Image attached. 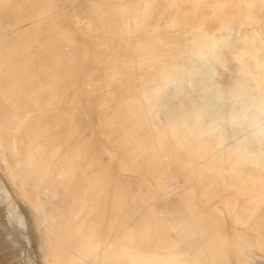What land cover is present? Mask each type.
<instances>
[{
    "label": "rangeland",
    "instance_id": "1",
    "mask_svg": "<svg viewBox=\"0 0 264 264\" xmlns=\"http://www.w3.org/2000/svg\"><path fill=\"white\" fill-rule=\"evenodd\" d=\"M40 1H41V3L43 5L40 3ZM79 1L77 0L78 6L76 7V4H75L76 0H72V1L71 0H69V1L68 0H66V1L65 0H63V1L62 0H59V1L58 0H49V1L48 0H33V1L32 0L31 1L30 0H25V1H22V0H19V1L18 0H0V15L2 16V17H0V20H1V22H3V23L0 22V26L3 25L2 27H0V30H1L0 35H3L5 37L8 36L7 38H8V40L10 38V43L13 41V43H11V45H10L11 47L14 46V43H15V46H17L16 47L17 51L14 53V57L17 60V65L19 67H21V68L17 67L18 68L17 69V74H19V75L21 74V76L23 75V79H25V80L28 79V78H31V83L32 82L37 83V82L42 81V84L45 82L44 84H47L48 86H50L52 84L55 86L53 88L56 91L53 92V90H52V94H51V100H52L51 107L52 108L50 107V109L48 111V114L46 112L43 115L44 122L51 118L50 120L47 121V132L50 135L51 134L53 135V133L55 131L54 134L57 133L56 135H58V133H59L60 136H61V133H62L61 137L63 138V136H64V140H66L65 143L68 145L67 147L65 146V149H67L69 147L81 146V145L85 146V148H86L85 149V155L81 159L82 161L80 160L81 166L82 167L85 166V167L82 168L80 166L81 167V168H79L80 171H81L80 174H79V170H78V177L79 178L76 179V183L74 182L77 186L82 184V186H83V187L81 186L82 190L80 188H78V191L80 189V191H79L80 193L76 190L77 187L75 186V188H73V192H68L70 194H69V196H67L68 193H63V192H65L64 191V188L66 187L65 184L64 183L62 184V187H63L62 188L56 182L55 185H54L55 187L51 188L50 193L45 194L47 196H43V197H45V198H43V201H45V203L47 204L46 205L44 202H42V196H41L40 189L35 190L33 188V186L31 185V183H29L28 181L25 180V177L21 174L19 166H17V162L16 161H15V163H16L15 165L16 166L14 165V159L10 155L9 148L8 147L7 148L3 147L2 144H1L2 142L0 140V264H48V254L50 253V251L52 249V240L50 239V237L46 233L45 227L48 225L49 222L50 223L52 222V219H50V218L49 219H45L44 218L43 221H42V217L40 216L41 215L40 212H42V211H38V210L34 209L30 202H28L25 199H23V196H28L31 199L32 202L41 204V206L43 207V211L44 212H47V211H49L50 213L52 212L51 214H53L55 216H58L59 219H60V217H62L63 219L66 220V216H67V219H68V216H69L68 214L71 211L74 212L75 211L74 209H76L77 215L81 214V216L80 215L77 216V218L79 220V222H78L79 224L77 223L78 225L77 224H72L73 225L72 226L71 223H68V224L65 223L66 225L64 224V226H63V230L65 229L66 232H68V233L70 232L71 234H73L74 238L72 239L71 242L68 243V245L66 247V250L64 251L63 260H62L61 264H76V263H70L69 262L70 258L68 257V249H74V247L76 248L78 246V244L80 243V239L84 237V233H83L84 232V227H82L83 226L82 222H85L86 223L85 225H89V223H90L89 221H91V223L96 221V223L99 224V226H100L99 234L100 235L104 234V237H106L108 235H111V236L115 237V239L117 238V241L118 240L120 241V242L118 241V243H117V242H115L116 240L114 241L112 239L113 241H110V243L108 242V244L110 245L108 247L111 248V251H108V253L106 255V258L109 259V260H112V261L115 260V258L120 254L121 249L130 248V247H133V248L136 247L137 248V247H143V246H144V248L147 247V249H149V254L151 256L155 257V258H157V256L159 255L160 248L162 246L165 247V248L168 247V249L170 250L171 253H175L176 256H184L186 258V262L184 261L183 264H211V263L219 264V261L222 262V264H226L223 261L226 257H227L226 259L230 258L228 260L225 259L226 260L225 262L229 261V263H227V264H230L231 261H232L231 264L232 263L233 264L234 263L235 264H245V263L246 264H253V263H251L252 261H251L250 257H252V256H260V257L264 258V251H263L264 250V235L261 234V232L264 233V226H262V224L264 223V206L262 205L263 206L262 207L261 205H257L256 203H254V204L253 203H248L246 198H248L249 192H247V191H244V192L243 191H241V192L238 191L237 192L234 187H231L229 189L230 191L226 189V187H227V183L226 182H227V180L229 178H231V179L232 178L233 179L234 178H236V179L239 178L238 176H236L235 171H233V169L231 167H226L225 168V170H224L225 177L224 178H221L219 176H211L209 178H206L204 181L202 180L203 181V184H202V181L198 182V180H197V179H199L198 177H200L202 174L208 173L211 170V165L209 163L207 165L206 161H198V162H196L195 166H196V169L198 171V173L196 174L197 176L195 177V178H197L196 179L197 182H196V181H194L195 179L192 177V175L188 171L183 170L181 168L180 163L179 164L178 163H175V164L174 163H170L167 166H162V164L165 163L167 160H169L170 157H171L169 152H167L165 150L161 151V155H162L161 158H157V157L154 156V158L152 159V162H148L146 160L144 161V159L142 157L148 150L153 149L155 151H158V149L152 145L151 139H152L154 133L162 135L164 133V131H165V124L168 123V121L170 122V120L172 118L171 117H166L164 119L162 118L163 119L162 120L163 121L162 124H159L158 122H156L154 120L152 122H150L146 126H144V123L141 122V120H138L137 122L132 124L133 122L131 120H133L134 118L139 117L140 115H139V113L137 111L134 110L135 107H138L136 102L135 101L132 102L130 100V98L132 97L131 88H133V86L131 84V80L129 81L128 79H126L127 75H124V74H126V70L122 69V66L127 64L130 67V69L133 70V72L136 74V77H138V78L140 76H142V75L154 74L155 79H157L159 82H162L163 76L160 74V72L162 70V67L164 65H166V64H169V62H171V58H173L174 56L177 55V52H175L174 50L169 51L167 49H164V48L162 49L161 48L158 51L157 50L156 51L153 50L151 56L146 61H142L141 56H138V55H134L132 60L128 59L127 57H124V55H129L130 54V52H131L130 49H131V47H133L135 45L134 43H135V41L137 42V39L141 38L139 40L145 41L146 38L149 35H148V32L145 33V31H142V32H140V35L142 37L138 33L135 37H130V38L125 37V39H124L123 38L124 35H123V33H121L123 30H122V28H121V30L119 29L121 27V26H119V22H120L119 21V17H120L121 20H123L124 22H127V23H128V20H130V19H132V20L138 19L139 15L141 14V11H142L141 10V5L144 2H142V0H138V1L137 0H131V1L116 0L119 3L116 2L117 3V4L115 3L116 6H112L113 2L110 3L109 1H106V0H100V1L98 0L99 2L102 1V3L96 2L97 0H87V1L81 0V2L83 1V3L80 2V5H79ZM88 1H89V3H88ZM15 2L17 3L16 8H14L15 5H16ZM18 2H19L20 6H18ZM68 2L69 3L72 2L71 7H72V5L75 4L74 8L73 7L72 8L69 7L68 6L69 5ZM6 3H7V5H6ZM48 3L54 4V5H50ZM57 3H59V4H57ZM67 3H68V5H67ZM109 3L111 5H109ZM206 3H208V2H206ZM209 3H211V2H209ZM46 4H48V5L45 7ZM81 4L82 5L84 4V6L82 7ZM86 4L88 6H86ZM29 5H30V7H29ZM65 5H67V7H69V8H71V10L70 9L68 10V8H67L66 11H65V8H66ZM184 5H186V4H184ZM21 6L24 7V8H22V11L20 10ZM25 6H26V8H25ZM89 6H91V7H89ZM106 6L109 7V10H111L112 13H110L111 11H107V9H106L107 7ZM33 7L35 9H33ZM52 7L55 9V11H54V9ZM110 7H112V8L110 9ZM12 8H14V9H12ZM42 8H44V9L42 10ZM86 8H88V9H86ZM100 8H101V10L103 9L102 12H101ZM5 9H6L7 12H5ZM84 9H85V11L87 13L84 11ZM112 9H114V10H112ZM17 10H18V14H16ZM57 10L60 12V14H58L59 12L57 13ZM61 10H64L63 11L64 14L62 13ZM82 10H83V12H82ZM263 10H264V8H258L257 12L260 11V13H262V12L264 13ZM8 11H10V13L12 12V14L10 15V13ZM27 11L29 13L30 12L31 13L29 14ZM68 11H69V13H68ZM114 11H116L117 13L114 12ZM70 12H72V13H70ZM24 13L26 14V16H25ZM51 13L53 14V16H52ZM65 13L67 14V17H66ZM79 13H81V14H79ZM83 13H86V14H83ZM93 13L94 14L96 13V14L94 15ZM48 14L49 15L51 14V15L48 16ZM91 14H93L94 17ZM9 15H10V17H9ZM13 15H15V16H13ZM16 15H18V17L20 19L16 18ZM57 15H59V16H57ZM28 16L30 17V19H29ZM44 16H48L49 19L47 18V20H45L46 17H44ZM3 17H4V19H6V17L9 18L10 20H12V22L9 19L4 20ZM13 17H14V20H13ZM88 17H89V19H88ZM55 18H56L57 21L55 20ZM68 18L71 19L72 21L71 20L69 21ZM117 18H118V21H117ZM39 19H40V22H38ZM65 19L68 22H66ZM109 20H110V22H108ZM5 21L8 22V23H6ZM27 21H28V24H30L29 26L27 24ZM34 21H36V22H34ZM4 22L6 24H4ZM58 22H60V23H58ZM10 23L14 24V25H12L14 27H12L10 25ZM68 23H70V24H68ZM7 24H9L12 27V29L10 30L11 32L8 30L11 27H9V25H7ZM35 24H37L36 28H35ZM46 24H47V26H46ZM50 24H52V26ZM64 24H66V26H67L66 28H64L65 27ZM4 25H5V27H4ZM21 26L24 27V28L21 29L20 28ZM25 26L27 28H25ZM81 26H83V28H85V29H83ZM33 27L35 28V30H34ZM75 27H76V29H75ZM53 28L54 29L56 28V30H54ZM4 29H6V30H4ZM29 29H30V31H29ZM65 29H67V30H65ZM71 29H73V31H71ZM94 29H96V30H94ZM15 30L18 31V32H16ZM42 30H44L45 32L43 31V33H42ZM50 30H52L51 33L49 32ZM99 30H101V31H99ZM115 30L116 31L118 30V31L116 32ZM63 31H66V32H63ZM69 31H70V33H69ZM113 31H114V33H113ZM119 31H120V33H119ZM20 32H23L24 34L21 36ZM53 32H55L54 34H57V35H54ZM79 33H81V34H79ZM143 33H145V40H144ZM25 34H26V36L28 38H26ZM33 34H36V35L33 36ZM11 35L14 36L12 41H11V38H12ZM15 35H17V36H15ZM155 35H157V33H155ZM35 36H36V38H35ZM49 36H51L52 38L49 37ZM79 36L80 37L82 36L83 39L81 40V38ZM22 37H24V38H22ZM32 37H33V39H32ZM41 37H43V38H41ZM119 37H121V38H119ZM14 38H15V40H14ZM29 38L31 39V41H30ZM79 38L81 40L79 42L80 44H81V42L84 44L86 41H87V43H85L84 45L82 44V46L79 43H77L79 46L76 43L75 44L73 43V45L77 46V48L75 46L71 45L72 42H73L72 40H74V41L77 40V42H78ZM86 38H87V40H86ZM47 39H49L50 41L47 40ZM63 40H64V42H68V43L62 42ZM66 40H68V41H66ZM107 40H110V41H108V42H110L109 44H108V42H106ZM115 40L118 41V42L115 43ZM60 41L62 43H64V44L62 45V43H60ZM127 41H128V43L125 44V42H127ZM58 42L60 44H58ZM70 42H71V44H70ZM95 42H96L97 46L95 45ZM113 42L116 45L113 44ZM21 43H25L24 46L20 45ZM45 43H48V44L45 45ZM89 43H91V44H89ZM121 43L123 45H125V46H122ZM28 44H29V46H28ZM87 44H88V46H87ZM33 45H34V48H32ZM57 45L58 46L60 45V48L57 47ZM89 45L92 48V50H90L91 53L89 52V48H90ZM25 46H27V47L24 48ZM116 46H117V48H116ZM126 46H128V49L126 48ZM35 47H37V48H35ZM16 48H15V50H16ZM22 48L24 50H22ZM27 48H29V51H28ZM41 49L44 52V53L42 52V54H41ZM66 49H68L69 51L66 50ZM76 49H77L76 52H78V53H75L74 50H76ZM93 49H94V51H93ZM55 50H57V51H55ZM115 50H117V51H115ZM119 50H120V52H119ZM37 51H38V53H37ZM48 51H50L51 54ZM168 51H169V53H168ZM23 52H24L23 55H20V56L18 55V59H19L18 60L17 59V54H22ZM92 53H93V55H92ZM109 53H111V55H109ZM30 54H32V56ZM36 54L37 55L40 54L39 58H36V57H38ZM44 54H45V56H44ZM48 54H50V56ZM66 54L69 56V59H67L68 56H66ZM77 54H78V57H76ZM90 55H92V58H91ZM106 55H107V57H106ZM21 56H23V57H21ZM30 57L31 58L34 57L33 59L35 61L33 59H31ZM53 58L54 59L56 58V59L54 60ZM104 58L105 59L108 58V59L105 60ZM256 58L258 60H264V52L258 53L256 55ZM88 59H89V61L87 63ZM47 60H49V61L51 60V61L49 62ZM28 61L29 62L31 61L30 63L32 65ZM18 62H20L19 63L20 65L18 64ZM58 62L60 64V66H59ZM249 62H250L249 60H246L244 65H243L244 66L243 69L241 71H239V72L238 71L235 72L234 68L231 69L232 73L224 72V76L226 78H228V80L226 82H224V83H220L219 81H217L215 79L212 82V84H210L206 88H202V89L186 88L181 93L180 97L176 100V106H178L179 111L181 113H184V114H188V113H191V112H194V113H197V114H202L203 112L208 110V114H215L216 112L220 111L222 108L226 107V108H232L233 112H235L236 114H242V112H245L246 110H248L250 108L251 109L252 108H260V109L264 108V89H263V86L260 87L253 80L254 72H253L251 66L249 65ZM49 63H50V65H49ZM67 63H70L69 64L70 66ZM107 63H109V64H107ZM23 64H25V65H23ZM46 64L49 65V66H47ZM86 65H87L88 68L86 67ZM96 65H97V67H96ZM29 66H30V68H29ZM68 66H69V68H68ZM89 66H90V69H89ZM100 66H102V67H100ZM24 67L27 68L26 69V73H27L28 68H29V73L25 74V72H24L25 70L22 71V68L25 69ZM70 67H71V69H73V67L75 68V69H73V72L70 69ZM44 68L47 69V71ZM59 68L61 70H59ZM62 68H63V70H62ZM35 69H36V71H35ZM54 71H56L55 74H58L57 76H55ZM57 71L60 72V73H57ZM62 72H63V74H66L65 76H67V77H65L62 74ZM66 72H69V74L66 73ZM70 72L73 73V75L70 74ZM74 72H76V73H74ZM81 72H82V74H81ZM75 74H77V76ZM52 75H53V77H52ZM61 75H63V77H65L64 80H63V77ZM71 75L75 79L72 78ZM31 76L32 77L34 76V77H37V78H34V77L32 78ZM67 78H68V80H67ZM82 78L86 81V83H84L85 81ZM92 78H94L95 80L92 79ZM88 79H92L94 81L88 80ZM100 79H102V81ZM78 81H80V82H78ZM125 81H126V83H125ZM55 82H56V84H55ZM118 82H120V84L122 83L121 86H120V84H118ZM93 83H94V85H92ZM112 83H113V85H112ZM127 83L129 85H127ZM28 85L29 86L27 87V84H26L25 87L26 88H30L31 84L28 83ZM57 85H58V87H56ZM78 86H79V88H78ZM85 86H86V88H85ZM66 87H68L69 89L68 88L66 89ZM115 88L119 89V91L118 90L116 91ZM75 89H76V91L78 93L79 92L80 93L78 94L75 91ZM84 89H85V91H82ZM70 90H71V92H70ZM210 90H215V91H217L219 93V96H218L219 97L218 98L219 101L217 102V107L216 108H211V106H210L211 101L205 99V97H206L205 95L209 94L208 91H210ZM72 92H73V94H69V93H72ZM114 92H116L117 94L114 93ZM56 93H58V95ZM61 93H62V95H63V93H64V95L65 94L67 95L66 96L67 102H66V98H64L63 97L64 95L62 96ZM113 94H115V96ZM56 95H57V98H56ZM78 95H79V97H78ZM119 97H123L122 100H124V101L122 102V100L119 99ZM124 97L127 98V99H125ZM55 98H56V100H55ZM80 98L82 99V101L85 99V101H83V103L84 102L87 103V104L85 103L86 105H84V107H82L83 104H81V102L79 103V101L81 100ZM57 100H58V102H57ZM69 100H70V102H69ZM118 100H120V101H118ZM89 103L92 104V106ZM93 103H94V105H93ZM128 103H130V104H128ZM79 104H81V105H79ZM116 105H119V109L121 108L120 110L123 111V112H120V110L117 109L118 107ZM85 106H86V108H85ZM87 107L90 108V109H87ZM112 108H113V111H112ZM85 109L87 111L89 110L87 114H86L87 111ZM93 109L96 110V111L94 110L95 114L93 113ZM124 110H125V112H124ZM114 111H115V115H114ZM116 111H118V112H116ZM91 113L93 114V116H92ZM5 114H6L5 110L3 109L2 105L0 104V117L5 115ZM46 114L48 115V117H47ZM45 115H46V117H45ZM90 115H91L92 119H90ZM94 115H96V117ZM82 116L83 117L85 116V117L83 118ZM88 116H89V121H88ZM238 116L239 115H237L236 118H238ZM94 117L96 118V120H95ZM114 117H115V119L113 120L112 118H114ZM45 118H46V120H45ZM57 118H59V119H57ZM76 118L77 119L79 118L80 121L77 120ZM83 119H85V120H83ZM86 119H87V121H86ZM93 119H94V121H93ZM64 120L67 123L64 122ZM204 120H205L204 122H197L196 126H200L203 129H207L211 125L217 123L220 119H218V118H210L208 120H206V119H204ZM128 121H130V122H128ZM139 121H140V123H138ZM51 122H53V123L51 124ZM60 122H61V124H60ZM88 122H91V123H89L90 126L88 125V128H86L85 125H87ZM95 122L97 123L98 126H95L96 124L93 125V123H95ZM108 122L110 124L112 123L113 125L112 124L109 125ZM125 124H127V125L125 126ZM130 124H132L134 126H132V128H131V126H129ZM106 125L107 126L109 125L110 127H113V128H110L109 126L107 128ZM68 126L71 127V128L74 126V128L72 129L73 133H74L75 129L77 128L76 131H75L76 134L75 133L72 134L71 133L72 130H70L71 128L67 129ZM93 127H95V129L98 127L96 129L97 133L95 132L96 130ZM99 127H100V131H98ZM101 127L103 128V131L105 130L104 132H102V135H101V131H102ZM68 130H69V132H68ZM117 131H119V132H117ZM80 132L82 134H80V136H78ZM92 132H95L96 134H94ZM99 132H100V135H99ZM89 133L91 134V135H89L90 137L88 136ZM115 133H116V135H115ZM85 135H86V137H85ZM96 136H97L96 139H98L97 142H96V139H95ZM109 137H110V139H109ZM100 138H101V141H99ZM102 138L104 139V142L105 141L109 142V143L106 142L107 144H109V147L112 146L110 149H112V148L115 149L116 148L115 150L113 149V151L114 152H119L120 156H119L118 153L117 154L114 153L109 148L107 149L106 147H108V146L105 145L106 143L103 144L104 142H102V140H103ZM116 138H117V140H119V142H117ZM76 139H77V141L75 142ZM114 140H116V141H114ZM93 141H95V142H93ZM96 143H97V145H95ZM100 143L105 145V146L103 147V145H100ZM110 143H111V145H110ZM126 143H129V145L126 144ZM98 144L100 145V147H99ZM89 145H90L91 148L89 147ZM119 146L121 147V149H120ZM130 146H131V148H130ZM95 147H97V148H95ZM101 147H102V149H101ZM92 148H93V151H94L93 154H92V150H91ZM123 148H126L128 151H125L126 149H123ZM94 149L96 150V152H95ZM100 150L104 153V155L107 158H105L104 155H102V152ZM138 151H139V153H138ZM90 155H92V156H90ZM127 155H129L130 158ZM8 156H9V158L10 157L11 158L9 159ZM93 157H95V158L93 159ZM120 158L123 159L124 162L121 161ZM126 158H128V159H126ZM131 158H132V160H131ZM141 158H142V161H141ZM117 159H119V164H118V161L116 162ZM129 159H130V161H129ZM11 160H13V161L11 162ZM91 160H92V162H91ZM107 160H109V161H107ZM87 161L91 162V163L88 164ZM85 162L87 163V165L85 164ZM105 162L107 163L106 166H105ZM139 162H142V163H139ZM172 162H174V161H172ZM116 163H117V166L115 165ZM204 163H205V165H204ZM113 164H114V166H113ZM149 164H151V165H149ZM137 165H138V167H137ZM86 166H88L89 168L88 167L86 168ZM144 166H146V167H144ZM92 167H93V169H92ZM99 167H100V169H99ZM115 167H116V169H115ZM113 169H114L115 172H117V171L118 172L121 171V172H119V173L117 172V173L114 174ZM165 169L167 171H165ZM110 170H112L113 173ZM175 170H176L177 174H176ZM106 171H108V173L111 172L108 175L106 180H104V181L96 180L98 175H100V174H102L103 172H106ZM82 172H85V173L81 175ZM91 172H92V174H90ZM144 172L147 173V174L145 175ZM155 174H158L159 176L154 177V176H156ZM169 174H170V176H169ZM142 175H145V176H142ZM176 175L177 176L181 175L182 177L180 176L181 177L180 178L179 176L177 177ZM120 176L125 178V179L123 180V178H122L123 181L119 180ZM125 176H127V178ZM146 176L148 177V179L144 178ZM168 177H170L169 178L170 180L168 179ZM174 177H175V179L177 181H175ZM191 177L193 178V180H192ZM110 178H112V180ZM113 178L117 179V180H115V182H113ZM128 178H131V180L128 179ZM149 178H150V180L151 179H153V180L155 179V180L150 183V182H148V181H150ZM82 179H83V181H82ZM127 179H128L129 182L127 181ZM139 179L142 182V184H141L140 181H137L139 183V185H140V186L138 185V187H137L136 185L138 183L136 182V180H139ZM141 179L144 180V181H142ZM183 180H184V182H183ZM206 180L208 181L207 183L209 185L211 184L210 186H207L208 184L206 183ZM132 181H133V183L131 184ZM166 182H168V184L169 183L172 184L173 182H176V183H173L172 185H170V184L168 185ZM186 182L188 184H186ZM100 183H104L107 186V188L105 190V193L101 194V196H98L99 194H97V195L96 194H90L91 196L89 194H87L89 192L88 190L92 191L94 186L96 184H100ZM127 183H128V185L131 184L129 186L130 188L128 187ZM56 184L60 187V188L58 187L59 190H61L63 192H61L59 190L55 191V188L58 189ZM148 184H150V185H148ZM195 184L196 185H198V184L200 185V187L198 185V187H199L198 189L199 190L197 189V192L199 193V195H197V196L200 197L201 199L200 198L198 199L197 196H195L197 194L196 185ZM86 185H88V186H86ZM114 185H116L114 187V188H116V191L117 190H121L120 193L118 191H117V193L113 192V191H115V189L113 188ZM173 185H175V186H173ZM184 185H185V187H184ZM126 186H127V189H126ZM133 186H134V188H133ZM145 186H146L148 191L145 190L146 189ZM187 186H188V188H187ZM212 186H213V188H212ZM215 186H216V188H215ZM155 187H157V188H155ZM181 187H183V188H181ZM204 187L209 190L208 193H206V194L203 193V192H205L207 190V189L205 190ZM184 188H187V189H184ZM222 188H224L225 190H222ZM74 189H75V191H77L76 194L74 192ZM130 189H131V191H130ZM194 189H195V191H194ZM85 190H87V191H85ZM110 190H112V191L110 192ZM156 190H159V191H156ZM183 190L186 193L185 192L183 193ZM124 191L125 192L128 191V193L127 192L125 193ZM181 191H182V194H181ZM135 192H138V193H135ZM143 192H144V194H143ZM200 192H202V193H200ZM210 192H212V193H210ZM222 192H223V194H221ZM225 192L227 193V195L225 194ZM230 192L232 194H230ZM71 193H73V194H71ZM78 193H79V195H78ZM5 194H6V196H5ZM38 194H39V197H38ZM86 195H89L88 197H90V198H95L94 195H96V198H99L97 200V202L95 203V204H98V205H94L95 208L92 207L93 209H91L89 207L90 203L86 202V200H85ZM178 195H180V196H178ZM64 196H67L68 198L67 197L65 198ZM190 196H191V198H190ZM235 196H237V197H235ZM180 197H182V199ZM71 198H72V200H70ZM186 198L188 200H186ZM80 199L83 201V203L85 205L83 203L77 202V200H80ZM102 199H103V201H106L105 202L106 204L104 202H102ZM239 199H241V200H239ZM60 200H61V203H60ZM120 200H122V201H120ZM136 200H138V201H136ZM154 200H156V201H154ZM159 200H162V201L160 202ZM163 200H165V201H163ZM204 200H205V202H204ZM242 200H244V201H242ZM52 201H53V203H52ZM99 201L102 202V204ZM239 201H240V203L243 206L239 203ZM181 202H182V204H181ZM187 202H188L189 205L187 204ZM196 202L198 203L197 205H196ZM214 202H215V205H214ZM183 203H184V206H183ZM185 203L187 204L186 207H185ZM199 203L200 204H204V205H200ZM64 204H66V205H64ZM82 204H83V206H82ZM150 204L153 205V206H151L152 209L150 207H148V206H150ZM246 204H248V205L244 206ZM145 205L147 206V209H146ZM165 205H166V207H165ZM177 205H178V207H177ZM198 205L201 207L200 208L201 210L197 209V208H199ZM207 205L213 206L214 209L211 206L209 207ZM9 206L14 208V209H16V210H18V213H20V216L24 220L25 228L23 227V225L20 222H18L17 215L14 214L13 211H11ZM47 206H48L49 210H48ZM65 206L66 207L69 206V207L66 208ZM196 206H198V207H196ZM63 207H65V209L67 211L66 210L64 211V209H62ZM167 207H170V208L167 209ZM204 207H205V209H204ZM58 208L60 209L61 213L59 212ZM185 208H186V210H185ZM52 209H54V210H52ZM86 209H90V210H86ZM202 209L205 211V215L203 214L204 211ZM261 209L263 210L262 211L263 214L260 212ZM85 210H86V212H85ZM206 210H208V211H206ZM236 210H238V211H236ZM57 211L59 212L58 213L59 215L57 214ZM151 211H153V212H151ZM259 212L261 213V216H263V217L260 216ZM63 213H65V215L66 214L67 215L65 216ZM152 213H154V214H152ZM185 213L188 214V215H186ZM207 213L209 215H207ZM225 213L227 215L228 214H231V215L227 216ZM82 214H83V216H82ZM210 214H212V215L210 216ZM213 214H214L215 220H213V222H212V219H214L212 217ZM99 215H101L102 217L99 216ZM232 215H233V217H232ZM183 216H185V218ZM194 216H196L198 218H196ZM200 216L201 217L203 216V219H201L199 221V217ZM208 216L210 217V220H208V218H209ZM188 217H190V218H188ZM191 217H193V218H191ZM219 217L220 218L222 217V218L220 219ZM244 217H245V219H244ZM95 218H96V220H95ZM101 218H102V220H104V219L105 220L102 221ZM216 218H217V221L219 219V220H221V222L222 221H227V222H225V223L222 222L223 225L222 224L220 225V223H219L220 221L216 222ZM112 219H113V221H112ZM186 219H188L189 221L186 220ZM191 219H193L194 221L191 220ZM205 219H207L209 222H206L207 220H205ZM255 219H257V220H255ZM230 220H233L232 223L236 227L233 226V224H232V226H230L231 225ZM115 221H117L116 222L117 224H115ZM210 221L216 227L217 226L219 227V225H220L219 229H217L218 228L217 227L216 230H215L214 226L212 225V223ZM254 221H255V223H254ZM228 222H230V223L228 224ZM252 222L254 223V225L252 224ZM112 223H114L115 225H113ZM132 223H133V225H132ZM182 223L185 225V227H183L184 225ZM204 223H205V225H204ZM207 223H210V224H207ZM225 224H228V225H225ZM102 225H103V227H102ZM153 225H154V227H153ZM190 225L192 227L194 226V228H196V230H193L190 227ZM209 225H212L213 227H211ZM260 225H261V227H260ZM187 226H188V228L190 227L191 229H188ZM197 226L198 227L200 226V227L198 228ZM255 226H256V228H255ZM182 227L188 229L187 235L183 238V241L186 242L188 247L185 246L186 244H185V242L182 241V237L177 236V235H179V233H181V230H182L181 228ZM204 227L208 228V229H205ZM231 227H235V229L231 228ZM247 227H248V229H246ZM70 228H71L72 232L70 231ZM108 228L109 229H113V231L109 230ZM203 228L205 229V231H203L204 230ZM222 228H224V229L222 230ZM249 228H250V230H249ZM209 229L211 231H209ZM232 229H234V231ZM240 229H243L244 231L245 230L248 231L249 234L246 231H245V233H247V234H245L243 232V230H241L242 232H240ZM259 229H261V230H259ZM262 229H263V231H262ZM206 230H208V231H206ZM227 230H228V233H230V234L227 233ZM110 231H112V233L116 232L117 234L112 235L111 233H109ZM124 231L125 232L127 231V232L125 233ZM133 231L134 232H138V234L135 233L134 236H133L134 238L132 237L131 241L123 239L124 236H128L129 233H131ZM190 231H192L193 233L190 232ZM199 231H200V233H201V231H203L201 233L202 235L201 234H197V233H199ZM213 231H214V233H213ZM237 231L240 232V233H238ZM259 231H261V232H259ZM120 232L123 233V234L125 233V234L122 236V234ZM205 232H207V233H205ZM234 232L236 233V235H234L235 234ZM119 233L121 234V236H119L120 235ZM189 233H192L191 234L192 236L189 235ZM252 233H254V234L252 235ZM154 234H156L157 236L154 235ZM209 234H210V238L209 237L206 238L207 236H209ZM227 234H228V237H226ZM138 235H139V237H137ZM168 235H169V237H168ZM219 235H221L222 237H220ZM249 235H251V237ZM254 235H256V236L254 237ZM171 236H175L176 239H175V237H173L174 239H171ZM212 236H213V238L211 239ZM232 236H233V239H230V238H232ZM246 236L249 237L250 239L247 238ZM262 236H263V238H262ZM118 237H122V238H120L122 240H120ZM163 237H166V238L163 239ZM199 237H202L203 239H201ZM223 237H225V238H223ZM256 237H258V238H256ZM167 238H168V240H167ZM180 238H181V240H180ZM195 238L196 239H200L201 241H203L202 244L199 241L200 244H201V245H199V243H197L198 240L196 241ZM227 238H229V240ZM244 238H246V239H244ZM159 239H161V240H159ZM162 239L164 240V243H163ZM185 239L186 240L188 239L187 241H189V242H187ZM191 239L192 240L194 239V240L192 241ZM205 239L206 240L209 239V240L206 241ZM214 239H215V241L217 240V242H215ZM222 239H224V241ZM225 239L227 241H229V243L231 241V243L227 244L228 242ZM133 240H134V242L137 241L135 244L138 243L135 247H134V244H132V243H134ZM237 240H238V242H237ZM240 240L242 242L239 243ZM247 240H249V242H246ZM251 240H253L254 242L251 241ZM125 241H126L127 244L124 243ZM173 241H175L176 243L173 242ZM209 241H211L212 243L209 244L210 243ZM102 242H103L102 246H105L104 245L105 241H102ZM190 242H194L195 245L194 244L192 245V243H190ZM213 242L215 244H213ZM128 243H130V244H128ZM170 243H171V245H170ZM257 243H260V245L257 244ZM120 244H122V248H121ZM131 244H132V246H131ZM139 244L142 245V246H139ZM163 244H165V245H163ZM173 244H175V247H174ZM176 244H177V246H176ZM226 244L229 245V247L226 246ZM232 244H236V245H234V247L236 249L233 247ZM113 245H114V247H113ZM210 245H211V248H210ZM217 245H219L220 248L222 247L223 249H219V246H217ZM117 246H118V248H116ZM153 246H156V247L154 248ZM171 246H173V247H171ZM192 246H195L196 248H193ZM241 246L242 247L244 246L246 250L244 249V247L242 248ZM106 247H107V245H106ZM201 247H204V248H201ZM212 247H214V248H212ZM217 247H218V250H217ZM237 247H239V249ZM192 248L195 251H193ZM197 248H199V249H197ZM207 248H208V250H207ZM247 248H249L250 250L247 249ZM255 248H256V250H254ZM213 249H215V250H213ZM261 249H263V250H261ZM199 250H201L202 253H200ZM205 250H207V254H206ZM219 250H220V253L217 252ZM233 250L234 251L238 250V251L237 252L236 251L233 252ZM240 250L242 252L241 253V255H242L241 258H240V252H239ZM260 250H261V252H260ZM190 251H193L194 253H192ZM224 251L228 252V253L226 252L227 255L225 253L226 257L224 256ZM230 251H232V252H230ZM209 252L214 253V254L210 255ZM238 252H239V254H237ZM208 254L211 257H209ZM220 254H221V256H220ZM203 255H205V256H203ZM232 257L234 258V260H233ZM207 258L209 259L208 261H207ZM222 258H223V260H221ZM247 258H248V260H247ZM202 259H203V261H202ZM241 260H243L244 262H242ZM191 261H193V262H191ZM210 261H211V263H210ZM236 262H238V263H236ZM106 263L107 264H121V262H115V261L112 262V263H109V261H107ZM84 264H89V263H84Z\"/></svg>",
    "mask_w": 264,
    "mask_h": 264
},
{
    "label": "bare ground",
    "instance_id": "2",
    "mask_svg": "<svg viewBox=\"0 0 264 264\" xmlns=\"http://www.w3.org/2000/svg\"><path fill=\"white\" fill-rule=\"evenodd\" d=\"M19 1V0H18ZM25 1V0H22ZM31 1V0H30ZM33 1V0H32ZM49 1V0H48ZM59 1V0H58ZM63 1V0H62ZM66 1V0H65ZM69 1V0H68ZM72 1V0H71ZM79 1V0H78ZM83 1H87V0H83ZM83 1L81 2V0L79 1V5L80 2L83 3ZM100 1V0H99ZM98 0L96 2H99ZM109 1L110 3H112V6H116L115 3L118 2L116 0H106ZM127 1H131V0H127ZM138 1V0H137ZM29 2V1H28ZM44 2V1H43ZM55 2V1H54ZM142 2H144L141 5V14L139 15V18L136 20H128L127 22H124L123 20L120 19L119 17V26H121L119 29L121 30L122 28V32L124 35V39L125 37H135L138 33L140 35V32L145 31V33L148 32V37L145 40V33H143L144 35V40L145 41H141L139 39H137V42L135 41V45L133 47H131L130 49V54L129 55H124V57H127L128 59L132 60V58L134 57V55H138L141 56L142 61H146L152 54L153 50L154 51H158L159 49H167L169 51L174 50L175 52H177V55L174 56L173 58H171V62H169V64H166L162 67V70L160 72V74L163 76V80L162 82H159L157 79H155L154 74H149V75H142L139 78L136 77V74L133 72L132 69H130V67L126 64L122 66V69L126 70V79H128L129 81L131 80V84L133 86V88H131V95L132 97L130 98V100L132 102H136L138 107H135V111H137L139 113V117L134 118L133 120H131L132 124H134L135 122H137L138 120H141V122L144 123V126L148 125L150 122H152L153 120L158 122L159 124L163 123V119L166 117H171L172 119L170 120V122L168 121V123L165 124V131L162 135L154 133L152 139H151V143L154 147H156L158 149V151H155L153 149L148 150L142 157L144 159V161H148V162H152V159L155 157L157 158H161V151L165 150L167 152H169V154L171 155L170 159L167 160L165 163L162 164V166H167L170 163H180V166L183 170L188 171L192 177L195 179L194 181H196L197 178H195L198 173L197 169H196V162L198 161H206L207 165L208 163L211 165V170L208 173L202 174L200 177H198L199 179L198 182L200 181H204L206 178H209L211 176H219L221 178L225 177L224 174V170L226 167H231L233 169V171H235L236 176H238L239 178H229L227 180V187L226 189L229 190L231 187H234L236 189V191H247L249 192V196L248 198H246L248 203H256L257 205H263L264 206V108H250L248 110H246L245 112H242V114H236L235 112H233L232 108H222L220 111L216 112L215 114H208V110H206L205 112H203L202 114H197L194 112L188 113V114H184L181 113L179 111L178 106H176V100L180 97L181 93L186 89V88H192V89H202V88H206L208 87L210 84H212V82L216 79L217 81H219L220 83H224L228 80V78H226L224 76V72H229L232 73L231 69L234 68V71H241L243 69V65L245 63L246 60H249V65L251 66L254 75H253V80L261 87L263 86L264 89V60H258L256 58V55L260 52H264V13H260L257 12L258 8H264V0H142ZM167 2V3H166ZM169 2V3H168ZM208 2V3H206ZM211 2V3H209ZM16 3V2H15ZM21 3V2H20ZM32 3V2H31ZM41 3V1H40ZM47 3V2H46ZM62 3V2H61ZM69 3V2H68ZM67 3V5H68ZM74 3V2H73ZM87 3V2H86ZM89 3V1H88ZM99 3H102L99 2ZM109 3V5H111ZM119 3V2H118ZM24 4V3H23ZM22 4V5H23ZM42 4V3H41ZM50 4V3H48ZM46 4L45 7L48 5ZM59 4V3H57ZM72 2L69 3V7H71ZM76 7L78 6L77 4V0H76ZM74 4V5H75ZM95 4V3H94ZM98 4V3H97ZM105 4V3H104ZM117 4V3H116ZM186 4V5H184ZM188 4V5H187ZM7 5V3H6ZM36 5V4H35ZM43 5V4H42ZM50 5H54V4H50ZM67 5H65V11L68 8V10L73 7L74 5H72L71 8L67 7ZM12 6V5H11ZM17 3L15 5L14 8H16ZM18 6L19 2H18ZM81 6L83 7L84 4ZM86 6H88L86 4ZM258 6V7H257ZM30 7V5H29ZM91 7V6H89ZM88 7V8H89ZM94 7V6H93ZM107 7V6H106ZM10 8V7H9ZM12 8V9H14ZM18 8V7H17ZM22 7L21 6V11H22ZM26 8V6H25ZM32 8V7H31ZM41 8V7H40ZM53 8V7H52ZM51 8V9H52ZM64 8V7H63ZM81 8V7H80ZM86 8V9H88ZM112 7H110L111 9ZM114 8V7H113ZM136 8V7H135ZM257 8V9H256ZM33 9H35L33 7ZM44 8H42L43 10ZM54 9V8H53ZM77 9V8H76ZM75 9V10H76ZM82 9V8H81ZM105 9V8H104ZM107 11H111L109 10V7L106 8ZM24 10V9H23ZM78 10V9H77ZM101 10V8H100ZM103 10V9H102ZM101 10V12H102ZM114 10V9H112ZM261 10V9H260ZM55 11V9H54ZM62 13L64 14V10H61ZM85 11V9H84ZM89 11V10H88ZM264 11V10H263ZM5 12L6 9H5ZM10 13V11H8ZM15 12V11H14ZM28 12V11H27ZM59 11L57 10V13ZM75 12V11H74ZM79 12V11H78ZM83 12V10H82ZM86 12V11H85ZM116 12V11H114ZM29 13V12H28ZM31 13V12H30ZM29 13V14H30ZM53 13V12H52ZM51 13V14H52ZM67 13V12H66ZM65 13V14H66ZM69 13V11H68ZM67 13V14H68ZM72 13V12H70ZM87 13V12H86ZM83 13V14H86ZM90 13V12H89ZM92 13V12H91ZM112 13V11L110 12ZM117 13V12H116ZM12 14V12L10 13V15ZM16 14H18V10L16 12ZM25 14V13H24ZM42 14V13H41ZM50 14V15H51ZM60 14V12L58 13ZM66 14V17H67ZM78 14V13H77ZM81 14V13H79ZM94 14V13H93ZM91 14V15H93ZM96 14V13H95ZM94 14V15H95ZM114 14V13H113ZM4 15V14H3ZM9 15V17H10ZM22 15V14H21ZM48 14V16H50ZM62 15V14H61ZM60 15V16H61ZM93 15V17H94ZM116 15V14H115ZM15 16V15H13ZM26 16V14H25ZM30 16V15H29ZM28 16V17H29ZM48 16H44L46 17L45 20H47V18L49 19ZM53 16V14H52ZM51 16V17H52ZM59 16V15H57ZM69 16V15H68ZM81 16V15H80ZM87 16V15H86ZM0 17H2L0 15ZM64 17V16H63ZM97 17V16H96ZM16 18H19L18 15H16ZM15 18V19H16ZM4 19V17H3ZM9 18L6 17L7 20ZM20 19V18H19ZM30 19V17H29ZM67 19V18H66ZM65 19V20H66ZM85 19V18H84ZM89 19V17H88ZM97 19V18H96ZM111 19V18H110ZM10 20V19H9ZM14 20V17H13ZM34 20V19H33ZM44 20V19H43ZM44 20V21H45ZM53 20V19H52ZM51 20V21H52ZM56 20V18H55ZM68 20L70 21L71 19L68 18ZM108 20V19H107ZM12 22V20H10ZM30 21V20H29ZM57 21V20H56ZM72 21V20H71ZM112 21V20H111ZM118 21V18H117ZM1 22V20H0ZM6 22V21H5ZM8 23V22H6ZM14 22V21H13ZM36 22V21H34ZM40 22V19L39 21ZM54 22V21H53ZM66 22H68L66 20ZM110 22V20L108 21ZM3 23V22H1ZM15 23V22H14ZM20 23V22H19ZM26 23V22H25ZM60 23V22H58ZM117 23V22H116ZM17 24V23H16ZM28 24V21H27ZM43 24V23H42ZM49 24V23H48ZM70 24V23H68ZM87 24V23H86ZM9 25V24H7ZM10 25H14L11 24ZM9 25V27H11ZM25 25V24H24ZM30 24H28L29 26ZM34 25V24H33ZM35 24V28H36ZM44 25V24H43ZM52 26V24H50ZM54 25V24H53ZM72 25V24H71ZM70 25V26H71ZM3 26V25H2ZM0 26V27H2ZM47 26V24H46ZM64 28H66V24H64ZM95 26V25H94ZM117 26V25H116ZM5 27V25H4ZM8 27V26H7ZM14 27V26H12ZM12 27L10 29H8L9 31L12 29ZM73 27V26H72ZM71 27V28H72ZM83 28V26H81ZM16 28V27H15ZM21 29L24 27H20ZM25 28H27L25 26ZM34 28V27H33ZM34 28V30H35ZM50 28V27H49ZM62 28V27H61ZM70 28V27H69ZM68 28V29H69ZM78 28V27H77ZM81 28V29H82ZM14 29V28H13ZM54 29V28H53ZM74 29V28H73ZM73 29H71V31H73ZM76 29V27H75ZM74 29V30H75ZM85 29V28H83ZM6 30V29H4ZM56 30V28L54 29ZM53 30V31H54ZM67 30V29H65ZM96 30V29H94ZM16 31V30H15ZM23 31V30H22ZM30 31V29H29ZM44 30H42L43 33ZM59 31V30H58ZM83 31V30H82ZM101 31V30H99ZM112 31V30H111ZM116 31V30H115ZM118 31V30H117ZM116 31V32H117ZM11 32V31H10ZM18 32V31H16ZM45 32V31H44ZM50 33L52 32V30L49 31ZM61 32V31H60ZM66 32V31H63ZM85 32V31H84ZM98 32V31H97ZM104 32V31H103ZM1 33V30H0ZM7 33V32H6ZM21 36L24 34L23 32H20ZM47 33V32H46ZM55 32H53L54 34ZM62 33V32H61ZM70 33V31H69ZM77 33V32H76ZM114 33V31H113ZM120 33V31H119ZM150 33V34H149ZM155 33H157V35H155ZM27 34V33H26ZM25 34V36H26ZM37 34V33H36ZM36 34H33L36 35ZM81 34V33H79ZM85 34V33H84ZM42 35V34H41ZM45 35V34H44ZM57 35V34H54ZM77 35V34H76ZM109 35V34H108ZM120 35V34H119ZM138 35V36H139ZM17 36V35H15ZM29 36V35H28ZM48 36V35H47ZM75 36V35H74ZM94 36V35H93ZM112 36V35H111ZM114 36V35H113ZM117 36V35H116ZM141 36V35H140ZM139 36V37H140ZM8 37V36H7ZM0 35V104L2 105L3 109L5 110L6 114L0 117V140H1V144L3 147H8L9 148V152L10 155L12 156V158L14 159V165L16 164L15 161L17 162V166H19L20 172L21 174L25 177V180L28 181L29 183H31V185L33 186V188L35 190L40 189L41 192V196H42V202L45 203V201H43V196H47L45 194L50 193L51 188L55 187V183L57 182V184H59V186L62 187V184H65V188L64 191L59 190V186L57 185V188H55V191L59 190L63 193H68V192H73V188H75V186L77 187V191L78 188H82V184L80 185H76V179L79 178L78 177V170H79V174H80V169L81 163L80 160L83 158V156L85 155V146L81 145V146H73V147H69L67 149H65V146L67 147L68 145L65 143L66 140H64V136L63 138L62 133L61 136L56 135L53 133V135L49 134L47 132V121L50 120H46L45 118V122L43 119V115L48 111L52 105V100H51V94H52V90L53 92L56 91L54 90L53 87H55L53 84L48 86L47 84H42V81L40 82H32L31 83V78L28 79H23V75L21 76V74H17V67H19L17 65V60L14 57V53L17 51V46L11 47V43H13L12 39L14 36L11 35V43H10V38L8 40V38ZM20 37V36H19ZM38 37V36H37ZM45 37V36H44ZM51 37V36H49ZM55 37V36H54ZM53 37V38H54ZM76 37V36H75ZM80 37V36H79ZM91 37V36H90ZM103 37V36H102ZM105 37V36H104ZM142 37V36H141ZM17 38V37H16ZM24 38V37H22ZM26 38H28L26 36ZM36 38V36H35ZM40 38V37H39ZM43 38V37H41ZM46 38V37H45ZM44 38V39H45ZM52 38V37H51ZM56 38V37H55ZM72 38V37H71ZM70 38V39H71ZM78 38V37H77ZM81 40L83 39L82 36L80 37ZM79 38V41L77 42L72 40V44L70 42L71 45H73V43L77 44L79 43L81 40ZM85 38V37H84ZM115 38V37H114ZM121 38V37H119ZM138 38V37H137ZM30 39V38H29ZM33 39V37H32ZM62 39V38H61ZM15 40V38H14ZM28 40V39H27ZM41 40V39H40ZM43 40V39H42ZM49 40V39H47ZM87 40V38H86ZM118 40V39H117ZM120 40V39H119ZM123 40V39H122ZM143 40V39H142ZM29 41V40H28ZM31 41V39H30ZM29 41V42H30ZM50 41V40H49ZM68 41V40H66ZM110 40H107L106 42H108ZM64 42V40L62 41ZM60 41V43H62ZM90 42V41H89ZM118 42L115 40V43ZM124 42V41H123ZM18 43V42H17ZM38 43V42H37ZM44 43V42H43ZM58 42V44H60ZM64 43H68V42H64ZM62 43V45L64 44ZM87 43V41L85 42ZM84 43V44H85ZM110 42H108L109 44ZM113 42V44H115ZM127 42H125V44H127ZM25 43H21L20 45L24 46ZM31 44V43H30ZM48 43H45V45ZM80 44V43H79ZM82 42H81V46H82ZM83 44V45H84ZM91 44V43H89ZM112 44V45H113ZM119 44V43H118ZM117 44V45H118ZM122 44V43H121ZM132 44V43H131ZM52 45V44H51ZM54 45V44H53ZM78 45V44H77ZM96 45V42H95ZM94 45V46H95ZM116 45V44H115ZM114 45V46H115ZM133 45V44H132ZM22 46V47H23ZM29 46V44H28ZM75 46V45H73ZM79 46V45H78ZM88 46V44H87ZM97 46V45H96ZM110 46V45H109ZM122 46H125L122 44ZM19 47V46H18ZM27 46H25L24 48H26ZM38 47V46H37ZM35 47V48H37ZM57 47L60 48V45ZM56 47V48H57ZM77 48V46H75ZM90 47V45H89ZM113 47V46H112ZM16 48V50H15ZM32 48H34V45L32 46ZM39 48V47H38ZM79 48V47H78ZM117 48V46H116ZM123 48V47H122ZM126 48L128 49V46H126ZM19 49V48H18ZM29 51V48H27ZM45 49V48H44ZM86 49V48H85ZM120 49V48H119ZM20 50V49H19ZM18 50V51H19ZM22 50H24L22 48ZM68 50V49H66ZM65 50V51H66ZM92 48H89V52L91 53ZM113 50V49H112ZM125 50V49H124ZM46 51V50H45ZM57 51V50H55ZM54 51V52H55ZM69 51V50H68ZM75 53L76 50H74ZM94 51V49H93ZM103 51V50H102ZM110 51V50H109ZM117 51V50H115ZM161 51V50H160ZM168 51V53H169ZM20 52V51H19ZM42 49H41V54H42ZM50 53V51H48ZM62 52V51H61ZM88 52V53H89ZM107 52V51H106ZM111 52V51H110ZM120 52V50H119ZM123 52V51H122ZM32 53V52H31ZM38 53V51H37ZM44 53V52H43ZM68 53V52H67ZM89 53V54H90ZM116 53V52H115ZM159 53V52H158ZM24 52L22 54H17V59H18V55H23ZM51 54V53H50ZM50 54H48L50 56ZM84 54V53H83ZM96 54V53H95ZM107 54V53H106ZM113 54V53H112ZM120 54V53H119ZM32 56V54H30ZM37 55V54H36ZM93 55V53H92ZM92 55L91 58H92ZM98 55V54H97ZM102 55V54H101ZM109 55H111V53H109ZM108 55V56H109ZM123 55V54H122ZM27 56V55H26ZM25 56V57H26ZM39 58L40 54L37 55ZM45 56V54H44ZM47 56V55H46ZM66 56H68L66 54ZM65 56V57H66ZM99 56V55H98ZM116 56V55H115ZM23 57V56H21ZM24 57V58H25ZM64 57V58H65ZM78 57V54L77 56ZM81 57V56H80ZM105 57V56H104ZM107 57V55H106ZM122 57V56H121ZM23 58V59H24ZM27 58V57H26ZM31 58V57H30ZM34 58V57H33ZM31 58V59H33ZM82 58V57H81ZM89 58V57H88ZM94 58V57H93ZM109 58V57H108ZM107 58V59H108ZM126 58V59H127ZM22 59V60H23ZM54 59V58H53ZM56 59V58H55ZM54 59V60H55ZM67 59H69V56L67 57ZM77 59V58H76ZM75 59V60H76ZM96 59V58H95ZM101 59V58H100ZM105 59V58H104ZM105 59V60H107ZM112 59V58H111ZM114 59V58H113ZM116 59V58H115ZM19 60V59H18ZM34 60V59H33ZM86 60V59H85ZM164 60V59H163ZM21 61V60H20ZM26 61V60H25ZM32 61V60H31ZM30 61V62H31ZM35 61V60H34ZM49 61V60H47ZM51 61V60H50ZM49 61V62H50ZM57 61V60H56ZM68 61V60H67ZM77 61V60H76ZM89 59L87 60L88 63ZM92 61V60H91ZM94 61V60H93ZM111 61V60H110ZM139 61V60H138ZM29 62V61H28ZM29 62V63H30ZM41 62V61H40ZM74 62V61H73ZM20 62H18L19 64ZM44 63V62H43ZM42 63V64H43ZM110 63V62H109ZM107 63V64H109ZM28 64V63H27ZM31 64V63H30ZM29 64V65H30ZM34 64V63H33ZM59 64V62H58ZM68 65L70 63H67ZM20 65V64H19ZM25 65V64H23ZM32 65V64H31ZM45 65V64H44ZM47 65V64H46ZM50 65V63H49ZM47 65V66H49ZM54 65V64H53ZM85 65V64H84ZM104 65V64H103ZM60 66V64H59ZM58 66V67H59ZM70 66V65H69ZM68 66V68H69ZM82 67V66H81ZM87 67V65H86ZM93 67V66H92ZM97 67V65H96ZM102 67V66H100ZM21 68V67H19ZM25 68V67H24ZM30 68V66H29ZM29 68L27 73H29ZM38 68V67H37ZM41 68V67H40ZM43 68V67H42ZM46 68V67H45ZM44 68V69H45ZM88 68V67H87ZM106 68V67H105ZM26 69L22 68V71L25 70V74L26 73ZM57 69V68H56ZM71 69V67H70ZM73 69H75L73 67ZM73 69L72 72H73ZM90 69V66H89ZM20 70V69H19ZM47 71V69H45ZM59 70H61L59 68ZM63 70V68H62ZM36 71V69H35ZM67 71V70H66ZM80 71V70H79ZM86 71V70H85ZM23 72V73H24ZM31 72V71H30ZM56 71H54L55 74ZM83 72V71H82ZM81 72V74H82ZM57 73H60L57 71ZM65 73V72H64ZM69 74V72H66ZM76 73V72H74ZM86 73V72H85ZM99 73V72H98ZM102 73V72H101ZM53 74V75H54ZM63 74V72H62ZM70 74L73 75V73L70 72ZM114 74V73H113ZM50 75V74H49ZM52 75V77H53ZM58 74H55V76H57ZM64 76L66 74H63ZM63 75H61L63 77ZM71 75V76H72ZM77 76V74H75ZM86 75V74H85ZM84 75V76H85ZM107 75V74H106ZM160 75V76H161ZM26 76V75H25ZM35 76V75H34ZM33 76V77H34ZM44 76V75H43ZM70 76V77H71ZM89 76V75H88ZM102 76V75H101ZM32 77V76H31ZM32 77V78H33ZM40 77V76H39ZM67 77V76H65ZM63 77V80L64 78ZM99 77V76H98ZM121 77V76H120ZM37 78V77H34ZM72 78H74L72 76ZM45 79V78H44ZM47 79V78H46ZM60 79V78H59ZM75 79V78H74ZM83 79V78H82ZM94 79V78H92ZM92 79H88V80H92ZM34 80V79H33ZM62 80V81H63ZM68 80V78H67ZM84 80V79H83ZM95 80V79H94ZM92 80V81H94ZM102 81V79H100ZM120 80V79H119ZM35 81V80H34ZM47 81V80H46ZM85 81V80H84ZM116 81V80H115ZM69 82V81H68ZM80 82V81H78ZM96 82V81H95ZM31 84L30 88H26V84L27 87L28 85ZM53 83V82H52ZM73 83V82H72ZM82 83V82H81ZM86 83V81L84 82ZM100 83V82H99ZM126 83V81H125ZM56 84V82H55ZM58 84V83H57ZM71 84V83H70ZM69 84V85H70ZM83 84V83H82ZM118 84H120V82H118ZM122 84V83H121ZM120 84V86H121ZM85 85V84H84ZM90 85V84H89ZM94 85V83L92 84ZM113 85V83H112ZM117 85V84H116ZM127 85H129L127 83ZM68 86V85H67ZM82 86V85H81ZM80 86V87H81ZM123 86V85H122ZM58 87V85L56 86ZM114 87V86H113ZM61 88V87H60ZM68 87H66L67 89ZM79 88V86H78ZM82 88V87H81ZM86 88V86H85ZM101 88V87H100ZM62 89V88H61ZM69 89V88H68ZM77 89V88H76ZM75 89V91H76ZM96 89V88H95ZM116 91L119 89L115 88ZM63 90V89H62ZM80 90V89H79ZM94 90V89H93ZM60 91V90H59ZM73 91V90H72ZM74 91V92H75ZM81 91V90H80ZM82 91H85L82 90ZM123 91V90H122ZM121 91V92H122ZM58 92V91H57ZM71 92V90H70ZM77 92V91H76ZM96 92V91H95ZM78 93V92H77ZM80 93V92H79ZM78 93V94H79ZM83 93V92H82ZM81 93V94H82ZM116 93V92H114ZM209 94L205 95V99L210 100V106L211 108H216L217 107V102L219 101V93L215 90H210L208 91ZM58 95V93H56ZM69 94H73L69 93ZM117 94V93H116ZM130 94V93H129ZM54 95V94H53ZM56 95V98H57ZM62 95V93H61ZM64 95V93H63ZM62 95V96H63ZM115 96V94H113ZM66 94L63 96L64 98H66ZM123 96V95H122ZM79 97V95H78ZM109 97V96H108ZM55 98V100H56ZM123 97H119V99L122 100ZM125 98V97H124ZM81 99V98H80ZM79 99V100H80ZM112 99V98H111ZM127 99V98H125ZM54 100V101H55ZM75 100V99H74ZM78 100V101H79ZM87 100V99H86ZM85 101V99L83 100ZM82 99L79 101V103L81 102V104H83L82 107H84V105H86L87 103L84 102L83 103ZM92 101V100H91ZM120 101V100H118ZM124 100H122L123 102ZM58 102V100H57ZM66 102H67V98H66ZM70 102V100H69ZM76 102V101H75ZM114 102V101H113ZM60 103V102H59ZM62 103V102H61ZM78 103V102H77ZM86 103V104H85ZM63 104V103H62ZM79 104V105H81ZM90 104V103H89ZM88 104V105H89ZM130 104V103H128ZM127 104V105H128ZM56 105V104H55ZM65 105V104H64ZM75 105V104H74ZM87 105V106H88ZM92 106V104H90ZM89 105V106H90ZM94 105V103H93ZM121 105V104H120ZM70 106V105H69ZM68 106V107H69ZM76 106V105H75ZM119 109V105H116ZM122 106V105H121ZM120 106V107H121ZM115 107V106H114ZM124 107V106H123ZM52 108V107H51ZM66 108V107H65ZM78 108V107H77ZM86 108V106H85ZM79 109V108H78ZM87 109H90L87 107ZM121 109V108H120ZM119 109V110H120ZM132 109V108H131ZM86 110V109H85ZM93 109V113H94ZM118 110V111H119ZM126 110V109H125ZM124 110V112H125ZM83 111V110H82ZM87 111V110H86ZM85 111V112H86ZM89 111V110H88ZM88 111L86 112V114L88 113ZM96 111V110H95ZM113 111V108H112ZM116 111V112H118ZM120 112H123L120 110ZM46 114V115H47ZM78 114V113H77ZM92 114V113H91ZM95 114V113H94ZM106 114V113H105ZM45 115V117H46ZM84 115V114H83ZM107 115V114H106ZM114 115H115V111H114ZM169 115V116H168ZM238 116V118H236V116ZM77 116V115H76ZM93 116V114H92ZM96 117V115H94ZM119 116V115H118ZM48 117V115H47ZM81 117V116H80ZM83 117V116H82ZM85 117V116H84ZM83 117V118H84ZM94 117V118H95ZM116 117V116H115ZM112 118L113 120L115 119ZM101 118V117H100ZM103 118V117H102ZM163 118V119H162ZM210 118H218L220 119L217 123L211 125L210 127H208L207 129H203L200 126H196L197 122H204ZM59 119V118H57ZM77 119V118H76ZM81 119V118H80ZM90 119H92L91 115H90ZM98 119V118H97ZM79 120V118L77 119ZM85 120V119H83ZM96 120V118H95ZM80 121V120H79ZM87 121V119H86ZM88 121H89V116H88ZM94 121V119H93ZM104 121V120H103ZM64 122H66L64 120ZM76 122V121H75ZM106 122V121H105ZM114 122V121H113ZM130 122V121H128ZM127 122V123H128ZM50 123V122H49ZM53 122H51L52 124ZM67 123V122H66ZM86 123V122H85ZM91 122H88L86 126V128H88V125L90 126ZM140 123V121L138 122ZM157 123V124H158ZM50 124V125H51ZM61 124V122H60ZM96 124V125H95ZM109 125H111L108 122ZM122 124V123H121ZM130 124L129 126H134ZM158 124V125H159ZM65 125V124H64ZM63 125V126H64ZM67 125V124H66ZM78 125V124H77ZM93 125L98 126L97 123H93ZM108 125V126H109ZM113 125V124H112ZM127 124H125L126 126ZM55 126V125H54ZM57 126V125H56ZM84 126V125H83ZM82 126V127H83ZM107 126V125H106ZM107 126V128H108ZM116 126V125H115ZM114 126V127H115ZM128 126V127H129ZM77 127V126H76ZM75 127V128H76ZM110 127V126H109ZM160 127V126H159ZM63 128V127H62ZM71 128V127H67ZM74 128V126L70 129L72 130ZM80 128V127H79ZM85 128V127H84ZM95 129V127H93ZM98 128V127H97ZM96 128V129H97ZM102 128V127H101ZM105 128V127H104ZM113 128V127H110ZM116 128V127H115ZM66 129V128H65ZM77 129V128H76ZM75 129V131H76ZM91 129V128H90ZM95 129V130H96ZM82 130V129H81ZM80 130V131H81ZM86 130V129H85ZM84 130V131H85ZM101 135L103 131V128L101 129ZM122 130V129H121ZM129 130V129H128ZM127 130V131H128ZM131 130V129H130ZM74 131V133H75ZM78 131V130H77ZM100 131V127L99 130ZM112 131V130H111ZM135 131V130H134ZM139 131V130H138ZM137 131V132H138ZM51 132V131H50ZM69 132V130H68ZM79 132V131H78ZM82 132V131H81ZM79 133L78 136H80ZM97 133V130L95 131ZM95 132H92L94 134H96ZM113 132V131H112ZM119 132V131H117ZM129 132V131H128ZM131 132V131H130ZM136 132V133H137ZM72 134L73 130L71 131ZM64 134V133H63ZM76 134V133H75ZM84 134V133H83ZM118 134V133H117ZM91 135L90 133L88 134V136ZM100 135V132H99ZM104 135V134H103ZM106 135V134H105ZM116 135V133H115ZM95 136V135H94ZM125 136V135H124ZM127 136V135H126ZM86 137V135H85ZM90 137V136H89ZM116 137V136H115ZM97 138V136L95 137V139ZM114 138V137H113ZM118 138V137H117ZM116 138V140H117ZM103 139V138H102ZM110 139V137H109ZM108 139V140H109ZM98 139H96L97 142ZM114 140V141H116ZM68 141V140H67ZM77 141V139L75 140V142ZM99 141H101V138L99 139ZM98 141V142H99ZM123 141V140H122ZM82 142V141H81ZM95 142V141H93ZM102 142H104V139L102 140ZM108 141H105L103 144H105ZM113 142V141H112ZM117 142H119V140H117ZM131 142V141H130ZM109 143V142H108ZM121 143V142H120ZM93 144V143H92ZM91 144V145H92ZM100 143V145H103ZM117 144V143H116ZM129 145V143H126ZM131 144V143H130ZM73 145V144H72ZM94 145V144H93ZM97 145V143L95 144ZM99 145V144H98ZM99 145V147H100ZM108 147H106L107 149L111 148L112 146L109 147V144H105ZM103 145V147L105 146ZM111 145V143H110ZM127 146V145H126ZM90 147V145H89ZM120 147V146H119ZM124 147V146H123ZM91 148V147H90ZM97 148V147H95ZM131 148V146H130ZM100 149V148H99ZM102 149V147H101ZM114 148L110 149L113 151ZM116 149V148H115ZM114 149V150H115ZM119 149V148H118ZM121 149V147H120ZM126 149V148H123ZM90 150V149H89ZM92 150V154H93V148ZM95 150V149H94ZM101 151V150H100ZM99 151V152H100ZM118 151V150H117ZM125 151H128L127 149ZM96 152V150H95ZM98 152V153H99ZM102 152V151H101ZM114 152V151H113ZM89 153V152H88ZM91 153V152H90ZM114 153H118L119 152H114ZM127 153V152H126ZM139 153V151H138ZM141 154V153H140ZM9 155V156H10ZM87 155V154H86ZM89 155V154H88ZM102 155H104V153L102 152ZM8 156V158H9ZM92 156V155H90ZM96 156V155H95ZM115 156V155H114ZM120 156V154H119ZM129 158L130 156L127 155ZM141 156V155H140ZM105 158H107L104 155ZM11 158V157H10ZM9 158V159H10ZM95 157H93L94 159ZM99 158V157H98ZM97 158V159H98ZM100 159V158H99ZM128 159V158H126ZM125 159V160H126ZM90 160V159H89ZM121 161H123V159L120 158ZM132 160V158H131ZM13 160H11L12 162ZM82 161V160H81ZM103 161V160H102ZM109 161V160H107ZM118 161L119 164V159L116 160V162ZM130 161V159H129ZM136 161V160H135ZM142 161V158H141ZM162 161V160H161ZM174 161V162H172ZM88 162V161H87ZM92 162V160H91ZM91 162H88V164H90ZM124 162V161H123ZM163 162V161H162ZM161 162V163H162ZM128 163V162H127ZM142 163V162H139ZM85 164L87 165V163L85 162ZM106 162H105V166H106ZM110 164V163H109ZM154 164V163H153ZM159 164V163H158ZM157 164V165H158ZM117 166V163L115 164ZM129 165V164H128ZM151 165V164H149ZM156 165V166H157ZM160 165V164H159ZM202 165V164H201ZM205 165V163H204ZM16 166V165H15ZM81 166V167H80ZM114 166V164H113ZM85 167V166H84ZM82 167V168H84ZM88 166H86L87 168ZM119 167V166H118ZM138 167V165H137ZM146 167V166H144ZM143 167V168H144ZM160 167V166H159ZM85 168V169H86ZM89 168V167H88ZM103 168V167H102ZM105 168V167H104ZM164 168V167H163ZM93 169V167H92ZM100 169V167H99ZM116 169V167H115ZM146 169V168H145ZM150 169V168H149ZM152 169V168H151ZM84 170V169H83ZM87 170V169H86ZM89 170V169H88ZM91 170V169H90ZM103 170V169H102ZM105 170V169H104ZM119 170V169H118ZM133 170V169H132ZM181 170V169H180ZM101 171V170H100ZM112 172V170H110ZM114 171V169H113ZM134 171V170H133ZM145 171V170H144ZM158 171V170H157ZM163 171V170H162ZM165 171H167L165 169ZM90 172V171H89ZM108 171L103 172L102 174L97 176L98 181H104L107 179L108 175L111 173ZM118 172V171H117ZM114 171V174L117 173ZM121 172V171H119ZM118 172V173H119ZM123 172V171H122ZM176 172V170H175ZM183 172V171H182ZM85 172H82V174H84ZM96 173V172H95ZM113 173V172H112ZM133 173V172H132ZM137 173V172H136ZM151 173V172H150ZM92 174V172L90 173ZM113 174V175H114ZM144 174L146 175L147 173L144 172ZM153 174V173H152ZM151 174V175H152ZM177 174V172H176ZM120 175V174H119ZM142 175V176H145ZM150 175V176H151ZM157 177L159 176L158 174H155ZM174 175V174H173ZM182 175V174H181ZM180 175V176H181ZM84 176V175H83ZM118 176V175H117ZM124 176V175H123ZM129 176V175H128ZM131 176V175H130ZM153 176V175H152ZM166 176V175H165ZM170 176V174H169ZM172 176V175H171ZM177 176V175H176ZM179 176V175H178ZM177 176V177H178ZM179 176V177H180ZM199 176V175H198ZM88 177V176H87ZM112 177V176H111ZM127 178V176H125ZM133 177V176H132ZM131 177V178H132ZM136 177V176H135ZM138 177V176H137ZM182 177V176H181ZM180 177V178H181ZM190 177V176H189ZM191 177V178H192ZM82 178V177H81ZM80 178V179H81ZM86 178V177H85ZM123 177L120 176L119 180H122ZM131 178H128L131 180ZM134 178V177H133ZM147 178L148 177H144ZM152 178V177H151ZM164 178V177H163ZM162 178V179H163ZM166 178V177H165ZM170 177H168L169 179ZM179 178V179H180ZM192 178V180H193ZM228 178V177H227ZM84 179V178H83ZM82 179V181H83ZM112 180V178H110ZM125 178H123L124 180ZM127 179V181H128ZM172 179V178H171ZM175 179V177H174ZM178 179V178H177ZM189 179V178H188ZM85 180V179H84ZM115 180L113 178V182H115ZM118 180V181H119ZM122 180V181H123ZM142 180V179H141ZM150 180V178H149ZM155 180V179H154ZM153 179H151L148 182H152L154 181ZM167 180V179H166ZM170 180V179H169ZM191 180V179H190ZM117 181V182H118ZM135 181V180H134ZM140 181L139 180H136ZM144 181V180H142ZM146 181V180H145ZM175 181H177L175 179ZM202 181V184H203ZM59 182V183H58ZM75 182V183H74ZM92 182V181H91ZM112 182V181H111ZM129 182V181H128ZM141 182V181H140ZM157 182V181H156ZM161 182V181H160ZM184 182V180H183ZM197 182V181H196ZM195 182V183H196ZM208 181L206 180V183ZM133 183V181L131 182V184ZM138 183V182H137ZM136 183V184H137ZM145 183V182H144ZM155 183V182H154ZM159 183V182H158ZM157 183V184H158ZM168 184V182H166ZM176 183V182H173ZM172 183V184H173ZM205 183V184H206ZM216 183V182H215ZM214 183V184H215ZM75 184V185H74ZM87 184V183H86ZM115 184V183H114ZM130 184V185H131ZM142 184V182H141ZM160 184V183H159ZM170 184V183H169ZM168 184V185H169ZM170 184V185H172ZM179 184V183H178ZM177 184V185H178ZM186 184H188L186 182ZM208 184V183H207ZM128 185V183H127ZM128 185V187L130 186ZM134 185V184H133ZM139 183L136 185L138 187ZM150 185V184H148ZM181 185V184H180ZM194 185V184H193ZM196 185V184H195ZM199 185V184H198ZM198 185H196V192L197 189L200 187H198ZM211 185V184H210ZM209 184L207 186H210ZM213 185V184H212ZM82 186V187H81ZM88 186V185H86ZM116 185L113 186V188ZM123 186V185H122ZM135 186V187H136ZM140 186V185H139ZM147 186V185H146ZM145 186V188H146ZM153 186V185H152ZM158 186V185H157ZM175 186V185H173ZM205 186V185H204ZM214 186V185H213ZM212 186V188H213ZM112 187V186H111ZM136 187V188H137ZM185 187V185H184ZM202 187V186H201ZM206 187V186H205ZM204 189L206 190L207 188ZM218 187V186H217ZM221 187V186H220ZM225 187V186H224ZM63 188V187H62ZM86 188V187H85ZM107 186L104 183H100V184H96L93 188L92 191L88 190L89 192L87 194H99L98 196H101V194L105 193ZM112 188V189H113ZM130 188V187H129ZM128 188V189H129ZM134 188V186H133ZM135 188V189H136ZM144 188V189H145ZM157 188V187H155ZM159 188V187H158ZM170 188V187H169ZM183 188V187H181ZM188 188V186H187ZM184 188V189H187ZM209 188V187H208ZM216 188V186H215ZM79 189V191H80ZM111 189V188H110ZM116 192L117 191L120 193L121 190H117L116 188H114ZM113 189V190H114ZM127 189V186H126ZM132 189V188H131ZM130 189V191H131ZM134 189V190H135ZM138 189V188H137ZM211 189V188H210ZM221 189V188H220ZM82 190V189H81ZM142 190V189H141ZM147 190V188L145 189ZM199 190V189H198ZM213 190V189H212ZM222 190H225L224 188H222ZM221 190V191H222ZM226 190V191H227ZM53 191V190H52ZM75 189L74 192L76 194ZM78 191V192H79ZM87 191V190H85ZM84 191V192H85ZM109 191V190H108ZM107 191V192H108ZM112 190H110L111 192ZM148 191V190H147ZM159 191V190H156ZM195 191V189H194ZM201 191V190H200ZM207 191V192H206ZM205 192H203L204 194L208 193V189ZM214 191V190H213ZM230 191V190H229ZM54 192V191H53ZM125 192V191H124ZM123 192V193H124ZM128 193V191H126ZM125 192V193H126ZM133 192V191H132ZM169 192V191H168ZM185 191L183 190V193ZM190 192V191H189ZM215 192V191H214ZM224 192V191H223ZM223 192L221 194H223ZM233 192V191H232ZM80 193V192H79ZM78 193V195H79ZM83 193V192H82ZM131 193V192H130ZM138 193V192H135ZM158 193V192H157ZM160 193V192H159ZM186 193V192H185ZM202 193V192H200ZM212 193V192H210ZM218 193V192H217ZM70 193L67 194V196H69ZM73 194V193H71ZM144 194V192H143ZM180 194V193H179ZM182 194V191H181ZM189 194V193H188ZM214 194V193H213ZM225 194L227 195V193L225 192ZM230 194H232L230 192ZM229 194V195H230ZM237 194V193H236ZM59 195V194H58ZM89 195H86V202L90 203L89 207L91 209H93L92 207H94V205H98L95 204L97 202V200L99 198H90L88 197ZM199 195V193L197 192V194L195 196ZM6 196V194H5ZM67 196H64L65 198ZM91 196V195H90ZM112 196V195H111ZM152 196V195H151ZM180 196V195H178ZM184 196V195H183ZM222 196V195H221ZM224 196V195H223ZM231 196V195H230ZM229 196V197H230ZM39 197V194H38ZM63 197V196H62ZM82 197V196H81ZM132 197V196H131ZM228 197V196H227ZM237 197V196H235ZM234 197V198H235ZM240 197V196H239ZM59 198V197H58ZM68 198V197H67ZM70 198V197H69ZM151 198V197H150ZM182 199V197H180ZM191 198V196H190ZM197 198L199 199L200 197L197 196ZM196 198V199H197ZM23 199H25L26 201L30 202L32 207L38 211H42L40 212V216L42 217V221L43 219H52V222L48 223V225L45 227L46 233L48 234V236L50 237V239L52 240V249L50 251V253L48 254V264H61L62 260H63V254L64 251L66 250V247L68 245L69 242L72 241V239L74 238L73 234H71L70 232H66L65 229L63 230V226L64 224H68L71 223L72 224H77L79 222L77 216L81 214L77 215L76 209H74L75 211H71L68 215V219H67V214L65 215V213H63L66 216V220L63 219L62 217L55 216L53 214H51L49 211L44 212L43 211V207L41 206V204L38 203H34L31 201V199L28 196H23ZM40 199V198H39ZM112 199V198H111ZM152 199V198H151ZM150 199V200H151ZM176 199V198H175ZM201 199V198H200ZM206 199V198H205ZM224 199V198H223ZM45 200V199H44ZM58 200V199H57ZM72 200V198L70 199ZM119 200V199H118ZM135 200V199H134ZM139 200V199H138ZM136 200V201H138ZM158 200V199H157ZM172 200V199H171ZM177 200V199H176ZM175 200V201H176ZM186 200H188L186 198ZM241 200V199H239ZM245 200V201H246ZM108 201V200H107ZM122 201V200H120ZM156 201V200H154ZM160 202L162 200H159ZM165 201V200H163ZM173 201V200H172ZM171 201V202H172ZM190 201V200H189ZM198 201V200H197ZM207 201V200H206ZM244 201V200H242ZM49 202V201H48ZM55 202V201H54ZM59 202V201H58ZM77 202L79 203H83V201L77 200ZM100 202V201H99ZM102 202H106L103 201ZM102 202H100L102 204ZM109 202V201H108ZM112 202V201H111ZM110 202V203H111ZM132 202V201H131ZM159 202V203H160ZM185 202V201H184ZM205 202V200H204ZM220 202V201H219ZM222 202V201H221ZM53 203V201H52ZM61 203V200H60ZM68 203V202H67ZM71 203V202H70ZM127 203V202H126ZM137 203V202H136ZM140 203V202H139ZM218 203V202H217ZM216 203V204H217ZM240 203V201H239ZM46 204V203H45ZM84 204V203H83ZM82 204V206H83ZM106 204V203H105ZM142 204V203H141ZM182 204V202H181ZM188 204V202H187ZM185 203V207L187 205ZM198 203L196 202V205ZM200 204V203H199ZM222 204V203H221ZM224 204V203H223ZM241 204V203H240ZM47 205V204H46ZM52 205V204H51ZM58 205V204H57ZM66 205V204H64ZM85 205V204H84ZM100 205V204H99ZM144 205V204H143ZM189 205V204H188ZM200 205H204V204H200ZM206 205V204H205ZM212 205V204H211ZM211 205H207V206H211ZM215 205V202H214ZM242 205V204H241ZM248 204L244 205L247 206ZM250 205V204H249ZM50 206V205H49ZM103 206V205H102ZM128 206V205H127ZM151 205L148 206L151 208ZM180 206V205H179ZM184 206V203H183ZM199 206V205H198ZM196 206V207H198ZM239 206V205H238ZM243 206V205H242ZM262 206V207H263ZM56 207V206H55ZM60 207V206H59ZM66 207V206H65ZM65 207H63L62 209H64V211L66 210ZM69 206H67L66 208H68ZM115 207V206H114ZM146 209L147 206L145 205ZM166 207V205H165ZM178 207V205H177ZM213 209L214 207L211 206ZM9 208L11 209V211H13L14 214L17 215L18 217V222H20L23 227L25 228V224H24V220L23 218L20 216V213H18V210L12 208L9 206ZM48 208V206H47ZM81 208V207H80ZM95 208V207H94ZM98 208V207H97ZM102 208V207H101ZM149 208V209H150ZM154 208V207H153ZM170 207H167V209ZM182 208V207H181ZM201 207L199 206V210ZM208 208V207H207ZM221 208V207H220ZM225 208V207H224ZM239 208V207H238ZM261 208V207H260ZM46 209V208H45ZM59 209V208H58ZM70 209V208H69ZM110 209V208H109ZM152 209V208H151ZM205 209V207H204ZM211 209V208H210ZM263 209V208H262ZM261 209V213L262 210ZM49 210V208H48ZM54 210V209H52ZM73 210V209H72ZM86 210H90V209H86ZM85 210V212H86ZM102 210V209H101ZM186 210V208H185ZM189 210V209H188ZM203 210V209H202ZM67 211V210H66ZM130 211V210H129ZM133 211V210H132ZM150 211V210H149ZM174 211V210H173ZM204 211V210H203ZM208 211V210H206ZM238 211V210H236ZM60 212V209H59ZM57 211V214L59 213ZM69 212V211H68ZM84 212V213H85ZM109 212V211H108ZM140 212V211H139ZM153 212V211H151ZM213 212V211H212ZM259 212L260 216L261 213ZM61 213V212H60ZM83 213V214H84ZM201 213V212H200ZM209 213V212H208ZM207 213V215H209ZM211 213V212H210ZM240 213V212H239ZM256 213V212H255ZM82 214V216H83ZM86 214V213H85ZM103 214V213H102ZM134 214V213H133ZM154 214V213H152ZM161 214V213H160ZM163 214V213H162ZM186 214V213H185ZM205 215V211L203 213ZM216 214V213H215ZM226 214V213H225ZM258 214V215H259ZM263 214V213H262ZM59 215V214H58ZM61 215V214H60ZM135 215V214H134ZM143 215V214H142ZM165 215V214H164ZM167 215V214H166ZM169 215V214H168ZM188 215V214H186ZM197 215V214H196ZM212 214H210L211 216ZM227 215V214H226ZM229 216L231 214H228ZM227 215V216H228ZM101 216V215H99ZM114 216V215H113ZM132 216V215H131ZM140 216V215H139ZM216 216V215H215ZM102 217V216H101ZM185 218V216H183ZM196 217V216H194ZM209 217V216H208ZM214 218V214L212 216ZM211 217V218H212ZM233 217V215H232ZM263 217V216H261ZM100 218V217H99ZM133 218V217H132ZM157 218V217H156ZM155 218V219H156ZM164 218V217H163ZM170 218V217H169ZM168 218V219H169ZM190 218V217H188ZM193 218V217H191ZM198 218V217H196ZM195 218V219H196ZM218 218V217H217ZM216 218V222L220 221V225L222 224V222H227V221H222L218 219L217 221ZM220 218V217H219ZM222 218V217H221ZM220 218V219H221ZM231 218V217H230ZM84 219V218H83ZM104 219V218H103ZM203 219V216L199 217V221ZM224 219V218H223ZM245 219V217H244ZM96 220V218H95ZM98 220V219H97ZM102 220V218H101ZM105 220V219H104ZM102 220V221H104ZM166 220V219H165ZM188 220V219H186ZM185 220V221H186ZM193 220V219H191ZM198 220V219H197ZM196 220V221H197ZM207 220V219H205ZM208 220H210V217L208 218ZM206 222H209V221ZM214 219H212L213 222ZM257 220V219H255ZM82 221V220H81ZM113 221V219H112ZM150 221V220H149ZM159 221V220H158ZM172 221V220H171ZM189 221V220H188ZM194 221V220H193ZM195 221V222H196ZM232 221L231 225L232 226ZM89 225H85V222H82V227H84V237L80 239V243L78 244V246L74 249H68V257L70 258V263H76V264H84V263H89V264H105L107 261H109V263L112 262H121V264H183V262H186V258L184 256H176L175 253H171L170 250L168 249V247H159L160 248V253L157 256V258L151 256L149 254V249L144 248L143 247H135L137 244H135L137 241L133 242L132 244H134V247H130V248H125V249H121L120 254L115 258V260H109L106 258V255L108 253V251H111V248L108 247L110 246L108 244V242L110 243V241H115L118 243L117 238L115 239V237L108 235L106 237H104L103 235L99 234V230H100V226L98 223L93 222L91 223V221H89ZM117 221H115V224ZM154 222V221H153ZM205 222V223H206ZM211 222V221H210ZM211 222V223H212ZM215 222V221H214ZM215 222V223H216ZM228 222V224L230 223ZM81 223V222H80ZM103 223V222H102ZM111 223V222H110ZM190 223V222H189ZM198 223V222H197ZM204 223V225H205ZM255 223V221H254ZM254 223L252 222V224L254 225ZM65 224V225H66ZM79 224V223H78ZM77 224V225H78ZM113 225H115L114 223H112ZM183 224V223H182ZM186 224V223H185ZM191 224V223H190ZM201 224V223H200ZM199 224V225H200ZM210 224V223H207ZM225 224V225H228ZM251 224V223H250ZM259 224V223H258ZM264 224V223H263ZM262 224V226H264ZM101 225V224H100ZM110 225V224H109ZM130 225V224H129ZM133 225V223H132ZM142 225V224H141ZM184 225V224H183ZM195 225V224H194ZM212 225L214 226V224L212 223ZM212 225H209L211 227H213ZM219 225V227H220ZM223 225V224H222ZM224 225V226H225ZM73 226V225H72ZM71 226V227H72ZM162 226V225H161ZM189 226V225H188ZM187 226V228H188ZM202 226V225H201ZM207 226V225H206ZM233 226H235L233 224ZM103 227V225H102ZM112 227V226H111ZM152 227V226H151ZM154 227V225H153ZM185 227V225L183 226ZM181 228V233H179V237H182V241L183 238L187 235V231L188 229H193L196 230V228H194V226L192 227L190 225V227L188 229L186 228ZM198 227V226H197ZM200 227V226H199ZM198 227V228H199ZM208 227V226H207ZM218 227V226H217ZM216 226H214L215 230L217 228ZM219 227L217 229H219ZM222 227V226H221ZM236 227V226H235ZM235 227H231L234 228ZM261 227V225H260ZM114 228V227H113ZM197 228V229H198ZM205 228V227H204ZM203 228V229H204ZM230 228V229H231ZM256 228V226H255ZM258 228V227H257ZM109 229V228H108ZM107 229V230H108ZM141 229V228H140ZM208 229V228H205ZM205 229L203 231H205ZM212 229V228H211ZM221 229V228H220ZM224 228H222L223 230ZM234 229H232L234 231ZM244 229V228H243ZM240 229V232H242ZM248 229V227L246 228ZM69 230V229H68ZM112 230L113 229H109ZM171 230V229H170ZM200 230V229H199ZM202 230V229H201ZM221 230V231H222ZM250 230V228H249ZM261 230V229H259ZM71 231V228H70ZM112 231H110L109 233H111L112 235L117 234L112 233ZM130 231V230H129ZM152 231V230H151ZM201 231V233L203 232ZM208 231V230H206ZM209 231H211L209 229ZM220 231V230H219ZM232 231V232H233ZM239 231V230H238ZM237 231V232H238ZM246 231V230H245ZM245 231L243 230V232L245 233ZM255 231V230H254ZM263 231V229H262ZM72 232V231H71ZM101 232V231H100ZM123 232V231H122ZM125 232V231H124ZM127 232V231H126ZM125 232V233H126ZM157 232V231H156ZM192 232V231H190ZM195 232V231H194ZM217 232V231H216ZM224 232V231H223ZM231 232V233H232ZM238 232V233H240ZM248 234L249 232L246 231ZM257 232V231H256ZM261 232V231H259ZM108 233V234H109ZM121 233V232H120ZM119 233V234H120ZM124 233V234H125ZM138 234V232H131L129 233L128 236H124L123 239L124 240H129L131 241L132 237L134 236V234ZM162 233V232H161ZM172 233V232H171ZM193 233V232H192ZM192 233H189V235H191ZM200 231L197 234H201ZM207 233V232H205ZM214 233V231H213ZM228 233V230H227ZM235 233V232H234ZM237 233V234H238ZM245 233V234H247ZM122 236L124 235L123 233H121ZM121 234L119 236H121ZM128 234V233H127ZM149 234V233H148ZM159 234V233H158ZM177 234V233H176ZM211 234V233H210ZM210 234L209 236H207L206 238H210ZM222 234V233H221ZM230 234V233H228ZM228 234L226 235V237H228ZM251 234V233H250ZM254 233H252L253 235ZM258 234V233H257ZM261 234L264 235L263 232H261ZM140 235V234H139ZM139 235L137 237H139ZM156 235V234H154ZM164 235V234H163ZM162 235V236H163ZM202 235V234H201ZM205 235V234H204ZM213 235V234H212ZM232 235V234H231ZM236 235V233L234 234ZM233 235V236H234ZM103 236V237H102ZM141 236V235H140ZM149 236V235H148ZM157 236V235H156ZM192 236V235H191ZM214 236V235H213ZM213 236L211 237V239L213 238ZM220 237H222L221 235H219ZM232 238L230 239H233ZM251 237V235H249ZM256 235H254L255 237ZM169 237V235H168ZM173 237L175 236H171V239H174ZM196 237V236H195ZM240 237V236H239ZM247 237V236H246ZM119 239L122 237H118ZM134 238V237H133ZM141 238V237H140ZM166 237H163V239H165ZM192 238V237H191ZM201 239H203L202 237H199ZM225 238V237H223ZM235 238V237H234ZM242 238V237H241ZM249 238V237H247ZM253 238V237H252ZM258 238V237H256ZM263 238V236H262ZM113 239V240H112ZM143 239V238H142ZM151 239V238H150ZM162 239V240H163ZM170 239V238H169ZM176 239V237H175ZM179 239V238H178ZM196 239V238H195ZM210 239V240H211ZM229 240V238H227ZM236 239V238H235ZM234 239V240H235ZM246 239V238H244ZM250 239V238H249ZM255 239V238H254ZM77 240V239H76ZM122 240V239H120ZM161 240V239H159ZM168 240V238H167ZM181 240V238H180ZM186 240V239H185ZM188 240V239H187ZM186 240V241H187ZM190 240V239H189ZM192 240V239H191ZM194 240V239H193ZM192 240V241H193ZM198 240V241H197ZM206 240V239H205ZM204 240V241H205ZM209 240V239H207ZM206 240V241H207ZM224 241V239H222ZM226 240V239H225ZM105 241V246L103 245V242ZM197 243H199V245L202 244L203 241H201L200 239H196ZM201 244H200V242ZM215 241V239H214ZM227 241V240H226ZM253 241V240H251ZM250 241V242H251ZM260 241V240H259ZM78 242V241H77ZM120 242V241H119ZM139 242V241H138ZM158 242V241H157ZM156 242V243H157ZM160 242V241H159ZM175 242V241H173ZM185 242V241H183ZM189 242V241H187ZM210 242V243H209ZM208 243L211 244L212 242L209 241ZM217 242V240L215 241ZM222 242V241H221ZM220 242V243H221ZM227 244H230L229 241H227ZM238 242V240H237ZM242 242L241 240L239 241V243ZM246 242H249V240H247ZM254 242V241H253ZM261 242V241H260ZM112 243V242H111ZM123 243V242H122ZM126 243V241L124 242ZM131 243V242H130ZM128 243V244H130ZM164 243V240H163ZM176 243V242H175ZM192 243V245L194 244V242H190ZM207 243V244H208ZM219 243V244H220ZM225 243V242H224ZM113 244V243H112ZM111 244V245H112ZM127 244V243H126ZM131 244V246H132ZM159 244V243H158ZM186 244V242H185ZM213 244H215L213 242ZM217 244V243H216ZM229 247V245H227ZM238 244V243H237ZM242 244V243H241ZM240 244V245H241ZM260 245V243H257ZM107 245V247H106ZM115 245V244H114ZM113 245V247H114ZM121 248H122V244ZM160 245V244H159ZM165 245V244H163ZM171 245V243H170ZM175 247V244H173ZM195 245V244H194ZM198 245V246H199ZM233 247L236 244H232ZM129 246V245H128ZM139 246H142L139 244ZM151 246V245H150ZM149 246V247H150ZM157 246V245H156ZM156 246H153L154 248ZM161 246V245H160ZM167 246V245H166ZM169 246V245H168ZM177 246V244H176ZM186 247H188V245H185ZM204 246V245H203ZM209 246V245H208ZM216 246V245H215ZM214 246V247H215ZM219 246V245H217ZM238 246V245H237ZM258 246V245H257ZM158 247V246H157ZM173 247V246H171ZM193 248H196L195 246H192ZM212 247V248H214ZM242 247V246H241ZM240 247V248H241ZM244 247V246H243ZM242 247V248H243ZM118 248V246L116 247ZM153 248V249H154ZM158 248V249H159ZM170 248V247H169ZM192 248V249H193ZM204 248V247H201ZM200 248V249H201ZM209 248V247H208ZM207 248V250H208ZM211 248V245H210ZM232 248V247H231ZM235 248V247H234ZM239 249V247H237ZM252 248V247H251ZM257 248V247H256ZM256 248L254 250H256ZM115 249V248H114ZM152 249V248H151ZM191 249V250H192ZM199 249V248H197ZM219 249H223L222 247ZM236 249V248H235ZM245 249V247H244ZM249 249V248H247ZM253 249V248H252ZM258 249V248H257ZM113 250V249H112ZM190 250V249H189ZM202 250V249H201ZM199 250L200 253H202V251ZM207 250L206 254H207ZM215 250V249H213ZM212 250V251H213ZM218 250V247H217ZM246 250V249H245ZM250 250V249H249ZM263 250V249H261ZM260 250V252H261ZM116 251V250H115ZM156 251V250H155ZM193 251H195L193 249ZM193 251H190L192 253H194ZM236 252L238 250H235ZM233 250V252H235ZM264 251V250H263ZM262 251V252H263ZM204 252V251H203ZM220 253V250L217 251ZM222 252V251H221ZM227 251H224V256L226 257ZM232 252V251H230ZM240 252V258H241V250ZM239 252L237 254H239ZM244 252V251H243ZM251 252V251H250ZM226 253V255H225ZM246 253V252H245ZM182 254V253H181ZM196 254V253H195ZM204 254V253H203ZM210 255H213L214 253L209 252ZM208 254V255H209ZM223 254V253H222ZM231 254V253H230ZM209 255V257H211ZM205 256V255H203ZM215 256V255H214ZM217 256V255H216ZM221 256V254H220ZM235 256V255H234ZM200 257V256H199ZM208 257V256H207ZM218 257V256H217ZM216 257V258H217ZM221 258V257H220ZM227 258V257H226ZM225 258V259H226ZM233 258V257H232ZM249 258V257H248ZM247 258V260H248ZM251 258V263L253 264H264V258L260 257V256H252ZM200 259V258H199ZM218 259V258H217ZM223 260V258L221 260L224 261V263H229L225 262L226 260L230 259H226ZM239 259V258H238ZM246 259V258H245ZM209 259L207 258V261ZM234 260V258H233ZM203 261V259H202ZM218 261V260H217ZM216 261V262H217ZM242 262H244L243 260H241ZM193 262V261H191ZM215 262V263H216ZM232 262V261H231ZM230 262V264H231ZM239 262V261H238ZM236 262V263H238ZM250 262V261H249ZM248 262V263H249ZM211 263V261H210ZM222 264V262L219 261V264ZM241 263V262H240ZM107 264V263H106ZM214 264V263H211ZM217 264V263H216ZM233 264V263H232ZM235 264V263H234ZM246 264V263H245Z\"/></svg>",
    "mask_w": 264,
    "mask_h": 264
}]
</instances>
